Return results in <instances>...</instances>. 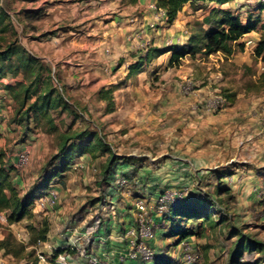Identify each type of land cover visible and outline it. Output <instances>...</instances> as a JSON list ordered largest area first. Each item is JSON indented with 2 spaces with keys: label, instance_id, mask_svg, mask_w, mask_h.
I'll return each instance as SVG.
<instances>
[{
  "label": "rangeland",
  "instance_id": "374dc122",
  "mask_svg": "<svg viewBox=\"0 0 264 264\" xmlns=\"http://www.w3.org/2000/svg\"><path fill=\"white\" fill-rule=\"evenodd\" d=\"M51 1L0 0L5 14L0 49L9 45L12 50L1 62L0 151L14 166L17 153L29 148L28 163L11 173L25 193L40 182L42 174L59 165V159L50 162L51 156L65 137H70L68 144L80 134L95 147L92 153L74 155L62 178L53 179L50 188L38 194L32 216L8 223L0 212V239L10 235L27 244L25 252L30 253L17 258L0 249V264H38L37 255H50L51 247L65 240L66 229L72 237L74 260L80 258L76 249L94 253L99 232L106 231L101 235L106 237L113 229L106 225L109 217L117 226L134 224L129 223L138 217L133 206L137 198L157 212L146 217L158 233L156 239L165 244L155 243L153 248L171 257L170 264H182L187 247L199 255L197 264H227V250L234 239L229 236L230 225L264 240V85L256 82L264 61L254 55L260 24L244 34V49L236 48L228 56L221 51L202 52L193 60L187 54L173 64L161 57L138 71H128L120 42L111 51L100 41L95 50L79 47L82 40L102 39V28L92 30L90 20L88 25L67 15L57 22L48 12ZM259 1L263 0H235L224 8L243 21L259 15L264 22V8L256 9ZM212 6L201 1L183 6L179 25L161 30L163 43L172 45L180 34L188 35ZM153 23L155 28L164 25L160 19ZM94 55L100 60L90 66ZM105 89L110 91L109 99L102 98ZM48 91L52 105L47 110L25 112L33 101L39 106ZM111 154L116 181L102 173ZM223 168L234 173L222 180L230 190L217 195V172ZM124 172L128 182L119 175ZM162 188L183 194L200 192L214 204L212 217L217 219L215 209H222L224 222L194 227L196 233L177 247L173 237L163 234L168 226L161 224L154 200ZM42 219L48 221L49 238L31 244L28 225L39 226Z\"/></svg>",
  "mask_w": 264,
  "mask_h": 264
},
{
  "label": "trees",
  "instance_id": "16d2710c",
  "mask_svg": "<svg viewBox=\"0 0 264 264\" xmlns=\"http://www.w3.org/2000/svg\"><path fill=\"white\" fill-rule=\"evenodd\" d=\"M194 1L213 3L215 5L208 9L207 13L202 16L200 21L196 22L194 27L189 31L185 43L178 47L176 45H169L164 48L146 46L143 56H137L134 61L128 64L129 70L137 71L142 67L144 59H149L153 55H158L169 50H171L170 62H175L186 54L194 56L197 53L202 52L209 54L221 51L225 56H228L232 54L236 48L241 51L244 49L243 42L238 40L244 34L255 29L258 24H260L262 33L255 45L254 55L264 61V22H261L259 15L254 19H250V17H248L247 21H243L237 13H233L230 9L218 6L233 0H157L156 5L165 11V17L160 19V22L171 24L184 4ZM262 8H264V0L259 1L256 9L259 10ZM4 15L5 14L0 7V24ZM11 51L12 50L9 45H7L4 49H0V76H3L4 74L1 62L10 55ZM256 82L258 86L264 85V69L258 74ZM109 92L110 91L108 89H105V91H103L102 98L109 99ZM49 94L50 91L42 95L44 100L39 106L36 104V101H33L29 107L25 109V112L28 113L32 108L43 109L44 107V109L47 110L52 105ZM69 138L70 137H65L64 143L59 147L58 152L51 156L50 162L59 159V165H54L51 167L49 172L42 174L40 182L25 193H21L16 186V183L12 180L11 173L14 171L12 162L8 161L3 151H0V212L5 213L8 223L17 222L25 216H32L31 206L35 198L38 197L39 193H44L46 192L45 190L50 188L49 185L53 179L57 178L60 180L62 178L63 173L69 169L74 155L77 154L80 156L84 153H92L94 151V143L89 142L88 140L85 141V137H81L80 134L76 135L77 139L75 141L67 144L66 142ZM100 142L102 141L98 139L97 143ZM113 158L114 156L111 154L102 169L103 175H105V178L108 180H113V178L115 179L117 177L115 173L117 169L114 167L115 165H112L115 162L112 160ZM217 171L218 170H216V172ZM233 173L234 171H232L231 168H223L217 172L219 179L216 187L217 195L226 193L230 190V185H226V183H224L225 181L222 180L223 178L231 176ZM119 175H122L124 182H128L125 172L123 174L120 173ZM108 182L110 184V181ZM145 190L147 191V188H145ZM163 191L164 188L156 191L157 194L155 195L154 200L157 203L158 198ZM213 205V202L206 197H203L200 192L191 190L190 192L184 194L182 198L172 204L166 205L164 210L160 212L163 224L168 226L163 234L168 237H173V242L177 245L181 242L189 240V238L196 233L194 227L200 224L208 222L215 225L224 222L225 217L220 213L222 212V209H215V212L219 213L217 219L212 217ZM135 222L136 219L133 223L135 224ZM188 223L193 225L191 229L189 228ZM28 227L31 231V244L36 243L37 241L45 242L48 240L49 224L47 219H42L39 226L29 224ZM124 229H122V231L121 229L116 230L122 234ZM228 232L229 236L234 239L231 240L227 250V264H264V240L256 238L251 233L245 232L235 225H230ZM99 233L101 236L106 234V231H101ZM26 247L27 244L16 242L10 235H5L0 239V249L3 250L4 253L10 254L13 257L26 258L29 256L30 253L25 252ZM62 250L63 248L57 246L53 250V253H57ZM84 251L86 254L91 252L89 250ZM135 260H139L143 263L147 262L141 260L139 257ZM152 260L155 264L171 263L170 257L160 254H154V258ZM180 262L182 264H186L183 259H181Z\"/></svg>",
  "mask_w": 264,
  "mask_h": 264
},
{
  "label": "crops",
  "instance_id": "0c3cea01",
  "mask_svg": "<svg viewBox=\"0 0 264 264\" xmlns=\"http://www.w3.org/2000/svg\"><path fill=\"white\" fill-rule=\"evenodd\" d=\"M156 1L157 0H135V1H130V0H52L51 1L52 7L48 9V12H51L55 15L57 22H59L60 20L62 21L67 15L73 20L76 19L79 21L80 20L88 21V25H89V20H90V24H92V30H96L97 29L96 27L102 28L100 31H102L103 34H105L102 37V39H98V40H95V39L90 40V38L88 40L85 39V40H82L83 44L78 43L79 44L78 46L79 47L82 46L84 47V49H89V50L94 49L95 50L99 47V41H100L101 45L103 43L104 46L110 47V51H111L112 47H116L114 46V43L120 42L122 46V50L124 49V52H125L124 56H126L127 57L126 59H128V61L126 60L125 62V66H128L131 60L137 58V56H140V55L143 56L144 49L146 46L164 48L163 46H165L168 43H163L165 38L163 37L164 33H162L161 30L165 28L167 30L174 29L180 23L178 16L180 12L183 10H180L178 12L175 20L171 24L164 23V25L161 24L159 27H156V28L153 27V25H151L154 22V10L152 9V4H155ZM233 1H230V2H233ZM228 3L229 2H226L224 4H228ZM187 4H189V2L185 3L184 6L186 7ZM224 4H221L218 6L224 8ZM91 21L93 23H91ZM187 21L188 19H186V22ZM184 32H187V30H185ZM176 35H178V32H176ZM246 35H243L238 41L241 42V40ZM129 36H132L135 38H132ZM179 36L180 37L176 38V40L174 41L175 43H173L172 45H176L178 47L185 43L187 35L180 34ZM81 38L82 36L79 35V40ZM74 43H77V38H74ZM167 46L169 45H166L165 47ZM170 54H171V50L165 51L158 55H153L149 59L143 58L144 59L143 65L145 67L147 63H155L156 62L155 60H160L161 57L162 59L166 58L168 63L173 64L174 63L173 61L170 62ZM186 55H184V57H186ZM114 56L115 54H113L111 57H114ZM196 56L197 54L194 56H190V58L196 59L197 58ZM90 57H92V54H90ZM93 58L94 59L89 63L90 66H92L91 63L95 64L97 63L96 61L100 60V58L96 57V55H94ZM104 60L106 61V59ZM128 71H131V70H129L128 68ZM1 128L3 127L0 125V129ZM16 178L17 176L12 177V180L15 183L17 182ZM162 181L164 183V180H161V182ZM148 205L152 206L150 204ZM148 212L153 213V216H157V212L153 209V207H150V210ZM126 216L130 218L129 214H127ZM124 219L126 220V217ZM106 221H107L106 225L108 228L113 227V229L109 231L110 234H107V236L110 235V240L106 239L105 241H101L98 239L97 241L99 244L95 252L96 251L98 253L112 252L110 254V258H111L109 260L110 264H145L135 259L133 260L125 259L124 261L119 260L118 253L123 249L125 241L121 236H119L120 232H117L116 229L118 230L121 229L122 231V228L124 229V227H126L128 223H125V221H123L125 223L124 225H121L120 223L117 226L115 221L111 217H109L108 220ZM133 222L134 221L130 222L129 224ZM161 224H163V221L161 222ZM157 234L158 233L156 232V236ZM62 242H65V240ZM148 242L152 246L155 243H160L162 246L165 244L163 239L161 241H158L156 237L152 240H149ZM179 245L180 244H177V247ZM156 254H160V253L155 252V255Z\"/></svg>",
  "mask_w": 264,
  "mask_h": 264
},
{
  "label": "built area",
  "instance_id": "2783aa9c",
  "mask_svg": "<svg viewBox=\"0 0 264 264\" xmlns=\"http://www.w3.org/2000/svg\"><path fill=\"white\" fill-rule=\"evenodd\" d=\"M152 9L154 10V21L158 19H162L165 17V11L161 7H158L155 4H152ZM153 25V23L151 24ZM218 99V103H219ZM30 150L27 147H23L18 153L16 157V163L14 164V169H19L20 167L26 165L29 161ZM183 193L177 191L164 190L158 198V211L161 212L164 210L166 205L172 204L178 201L183 197ZM113 206V203L111 204ZM136 211L138 212V217L136 219L135 224L126 227L123 230L122 234H119L124 239V247L118 253V258L121 261L125 259H136L140 258L143 261H149L154 258V249L148 243L150 239H153L155 236V232L152 228V224L146 217L150 207L146 201L141 198H137L134 204ZM72 234V233H71ZM65 242H62L60 245H57L63 248L62 251L57 253H53V250L57 246L51 247L50 255H45L43 253H39L37 256L38 264H110V254L112 252H90L88 254L85 253L84 249H76L75 254L79 256V259H73L70 253L71 249H74L72 237L70 235L69 230L65 231ZM108 236L103 237L99 236L98 239L101 241H105ZM75 246V245H74ZM76 248V246H75ZM199 255L194 254V252L189 248H185L183 252V261L186 264H197L195 263L198 260Z\"/></svg>",
  "mask_w": 264,
  "mask_h": 264
}]
</instances>
